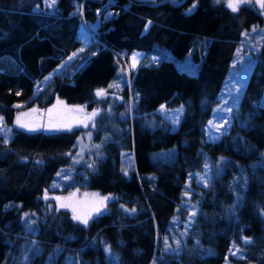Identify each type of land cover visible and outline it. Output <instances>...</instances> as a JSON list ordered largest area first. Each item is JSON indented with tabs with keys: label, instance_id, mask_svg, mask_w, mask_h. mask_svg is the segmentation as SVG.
<instances>
[{
	"label": "trees",
	"instance_id": "obj_1",
	"mask_svg": "<svg viewBox=\"0 0 264 264\" xmlns=\"http://www.w3.org/2000/svg\"><path fill=\"white\" fill-rule=\"evenodd\" d=\"M154 1L0 0V117L12 127L0 135V264H264V33L247 48L245 32L257 25L261 35L264 16L225 0ZM83 46L54 76L49 98L23 106L46 108L60 96L101 109L96 127L17 126L36 81ZM167 49L192 51L197 72ZM238 50L252 53V71L226 130L209 140ZM132 51L146 58L131 70L140 100L129 108L125 78L109 85ZM164 102L183 105L176 128L157 111ZM92 129L97 144L81 151ZM72 168L64 190L107 197L87 224L51 196Z\"/></svg>",
	"mask_w": 264,
	"mask_h": 264
},
{
	"label": "rangeland",
	"instance_id": "obj_2",
	"mask_svg": "<svg viewBox=\"0 0 264 264\" xmlns=\"http://www.w3.org/2000/svg\"><path fill=\"white\" fill-rule=\"evenodd\" d=\"M225 1L228 4V0ZM255 1L250 0L249 3H240L237 10L240 9V7L243 5H251L264 16V7L258 8ZM109 15H112V11L108 13V16ZM258 28L259 27H257V25H252L248 27L247 31H245L247 32L246 37L248 40L247 48H249L251 45H253L254 42H256L257 40H259V38L262 37V34L264 33V28L263 29L260 28L261 35L259 36L258 34L260 33L256 32ZM84 37L86 39V36ZM85 49L86 46H83V48L79 49L77 53L76 51L72 52L65 59H63L57 66H55L52 70H50L48 73H46L44 76H42L40 79L36 81L32 97L27 102L20 103L22 104V106L15 120V124L17 126H20V124L17 123V117L20 116L21 113H27V115L20 116L21 123L29 124L33 128V130L24 128V130L27 131L43 130L49 132V131L67 130L78 126L79 127L83 126L86 128L96 127V122H97L96 119H98V117L101 116L102 113V112L100 113L101 109L92 108L89 110L85 106H83V104L68 102L66 99H63L60 96L55 97L54 100V102H56L55 104H50L46 108H40L36 105H32L33 103H38L36 98L42 100H47L49 98L51 92H53L52 89L54 83V76L59 72H61V69L66 67V65L69 62H71L76 55L82 54V51H84ZM238 53L239 50L231 63L229 72L225 77L222 87L219 91L218 95L220 101L214 107L213 115L210 119L211 123H208V125L206 126V138L209 140H218L222 136L223 132L226 130L230 122L231 113L240 102V99L245 91L250 73L252 71V66H253L252 53L240 52L241 54L239 56ZM119 54L121 55V53ZM166 55L174 57V60L179 68L185 69L192 73L197 72L198 61H196V59L193 57L192 51H189L184 56H175L169 49H167ZM133 56L136 57L134 67L132 66ZM143 58H146V54L144 51H132L129 54V57L127 58L128 61L127 69L119 67L117 71V76L113 78V80L111 81V85H113L119 79L123 77L125 78V81L121 85H119V87L125 89L127 86H129V88H131V89L128 88L129 108H132L133 106L137 107V105L139 104L140 92L137 89H134L133 87V77L131 74V70L135 69L138 66V64L143 60ZM152 61L156 62V59L154 58L152 59ZM30 100H33L31 106L24 107L23 105L25 103L27 104L28 102H30ZM169 100L170 98L166 101L168 102ZM167 102L162 103L157 108V111H159L165 119L171 120L172 127L176 128L183 115V111H184L183 105L169 106L166 104ZM260 103L264 104V94L260 98ZM80 108H82L83 111L77 110ZM33 109L35 111H32ZM227 109H231V110L228 111ZM49 110H51V112H49ZM93 110H96L97 114L91 119H86L88 114L92 113ZM107 116L104 117L102 124L108 122ZM79 121H83V123H80ZM50 124L59 125V126L50 127L49 126ZM64 125H69V126L64 127ZM0 135H3L7 138H9L12 135V127L3 123V117H0ZM87 135H88L87 140L83 143V146L81 147V151L89 149L93 142L95 146L97 144L96 141L97 134L95 133V130L93 129L89 130ZM79 158L80 161H78ZM76 161L81 162L83 161V158L79 156L76 158ZM70 171H72L71 174L62 175L60 177L58 176L52 183L53 187L56 189H63L67 187L68 183H71L74 179L73 168L70 169ZM193 174H195V172L190 173L189 175H193ZM51 196L54 197V199L59 203L60 206L70 205L64 208L70 210L73 217L80 216L82 218H86L87 221H89L93 216H95L99 212L103 211L105 209L106 201H107V199L103 200V198L106 195L101 194L99 191L95 189L94 191L82 190L80 186H73L69 190L63 189L61 191H55ZM102 200L103 202H101Z\"/></svg>",
	"mask_w": 264,
	"mask_h": 264
},
{
	"label": "snow or ice",
	"instance_id": "obj_3",
	"mask_svg": "<svg viewBox=\"0 0 264 264\" xmlns=\"http://www.w3.org/2000/svg\"><path fill=\"white\" fill-rule=\"evenodd\" d=\"M217 2H219V0H217ZM249 2H250V0H228V5L227 6L230 7V8H232L235 11V10H237V8H238V6H239L240 3H249ZM258 2L260 3V6L261 7H264V0H258ZM45 3H46V5L48 7H52L53 5H55L56 0H45ZM132 59H133V65L132 66L134 67L135 66L136 57L133 56ZM115 86H117V85H109V87H115ZM96 94L98 96H105V95H107L106 90H104V89H98ZM17 95H19V93H17ZM17 107H19V105H17ZM77 110L78 111H83L82 108L77 109ZM227 110L230 111L231 109H227ZM32 111H35V110L33 109ZM49 112H51V110H49ZM96 114H97V111L96 110H93L92 113L88 114V116L86 117V119H91ZM24 115H27V113H21L20 114V116H24ZM20 116L17 117V123L20 124V126L23 127V128H28L29 130H33V128L29 124L21 123ZM79 122L80 123H83V121H79ZM209 123H211V121ZM49 126L52 127V126H59V125H51L50 124ZM68 126L69 125H64V127H68ZM217 127H219V126H217ZM207 167L208 166L205 165V168H207ZM205 183H206V181H205ZM185 195H187V193H185ZM106 199H107V197H104L103 198V200H106ZM103 200L101 202H103ZM67 206H70V205H62V207H67ZM25 215H27V214H25ZM193 215H194V213H193ZM74 218L77 219V220H82V222L85 223V224H87V222H88L86 218H82L80 216H75ZM244 240H245V243H247V242H249L250 238H244ZM164 241H165V248L166 249H169L170 248V245H168V243H167V237L164 238ZM179 243L180 242L177 240L176 241L177 246H179ZM237 252H239V249L238 248H236L235 251L232 252V254L233 255H236Z\"/></svg>",
	"mask_w": 264,
	"mask_h": 264
},
{
	"label": "water",
	"instance_id": "obj_4",
	"mask_svg": "<svg viewBox=\"0 0 264 264\" xmlns=\"http://www.w3.org/2000/svg\"><path fill=\"white\" fill-rule=\"evenodd\" d=\"M164 1L165 0H156V1H154V3H157L158 4V3H161V2H164ZM255 3H256V5H257L258 8H261L260 3L258 2V0H256Z\"/></svg>",
	"mask_w": 264,
	"mask_h": 264
}]
</instances>
